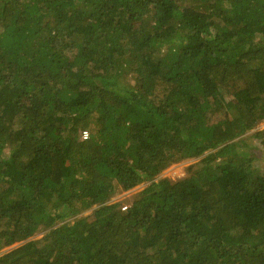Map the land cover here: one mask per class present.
<instances>
[{
	"label": "trees",
	"instance_id": "trees-1",
	"mask_svg": "<svg viewBox=\"0 0 264 264\" xmlns=\"http://www.w3.org/2000/svg\"><path fill=\"white\" fill-rule=\"evenodd\" d=\"M262 123L264 0H0V264H264Z\"/></svg>",
	"mask_w": 264,
	"mask_h": 264
},
{
	"label": "rangeland",
	"instance_id": "rangeland-1",
	"mask_svg": "<svg viewBox=\"0 0 264 264\" xmlns=\"http://www.w3.org/2000/svg\"><path fill=\"white\" fill-rule=\"evenodd\" d=\"M264 129V123H262L256 130H263ZM255 130V131H256ZM252 133H254V131H251L249 133H247L248 135H251ZM200 161V158L197 159H187L184 160L180 163L174 164L172 166H170L169 168H167L166 170H164L157 178L161 179V178H169L171 180H177L180 178H183L187 175V170L190 166H192L193 164H196ZM261 164V163H260ZM149 185V183H143L137 187H135L134 189L128 191V192H122V191H118L113 197L112 200L110 201V203L114 204V203H118V202H124V200H129L131 199L133 196L139 194L140 192H142L147 186ZM92 213V211H88L85 212L84 214H82L81 216L83 217H87L88 215H90ZM74 219V218H73ZM45 232L37 234L36 236H34L33 238H31V240H39L43 237ZM20 244H15L10 248H6L4 249L1 254L8 252L9 250L18 247Z\"/></svg>",
	"mask_w": 264,
	"mask_h": 264
},
{
	"label": "built area",
	"instance_id": "built-area-1",
	"mask_svg": "<svg viewBox=\"0 0 264 264\" xmlns=\"http://www.w3.org/2000/svg\"><path fill=\"white\" fill-rule=\"evenodd\" d=\"M89 138V132L88 131H83L82 132V139L87 140ZM126 207H124L125 209Z\"/></svg>",
	"mask_w": 264,
	"mask_h": 264
},
{
	"label": "clouds",
	"instance_id": "clouds-1",
	"mask_svg": "<svg viewBox=\"0 0 264 264\" xmlns=\"http://www.w3.org/2000/svg\"><path fill=\"white\" fill-rule=\"evenodd\" d=\"M87 131V130H86ZM89 132V131H88ZM81 136H82V134H81ZM89 136H90V134H89ZM84 140V139H83ZM85 141V140H84Z\"/></svg>",
	"mask_w": 264,
	"mask_h": 264
}]
</instances>
